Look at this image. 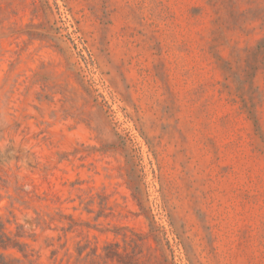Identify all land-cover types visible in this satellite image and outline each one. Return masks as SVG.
<instances>
[{
	"label": "rangeland",
	"instance_id": "rangeland-1",
	"mask_svg": "<svg viewBox=\"0 0 264 264\" xmlns=\"http://www.w3.org/2000/svg\"><path fill=\"white\" fill-rule=\"evenodd\" d=\"M0 264H264V0H0Z\"/></svg>",
	"mask_w": 264,
	"mask_h": 264
}]
</instances>
